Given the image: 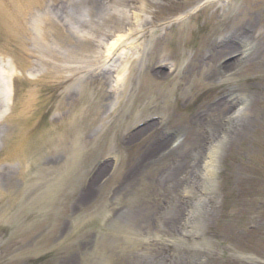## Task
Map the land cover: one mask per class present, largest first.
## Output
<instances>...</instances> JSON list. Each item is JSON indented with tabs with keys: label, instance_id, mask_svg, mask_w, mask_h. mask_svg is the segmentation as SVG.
I'll return each instance as SVG.
<instances>
[{
	"label": "rangeland",
	"instance_id": "1",
	"mask_svg": "<svg viewBox=\"0 0 264 264\" xmlns=\"http://www.w3.org/2000/svg\"><path fill=\"white\" fill-rule=\"evenodd\" d=\"M105 2L65 69L0 20V264H264V0Z\"/></svg>",
	"mask_w": 264,
	"mask_h": 264
},
{
	"label": "bare ground",
	"instance_id": "2",
	"mask_svg": "<svg viewBox=\"0 0 264 264\" xmlns=\"http://www.w3.org/2000/svg\"><path fill=\"white\" fill-rule=\"evenodd\" d=\"M43 0H10L9 5L5 8H2L0 5V20L11 24L12 32H17L18 24H19V16L21 13L27 15L30 12V9L38 7L39 13L35 15V22L33 24L32 31L29 32L32 36L34 34L35 40L38 41L39 44H43L45 50L43 51L45 54H48L52 57H56L58 61L61 62L60 65L55 64V68H63L66 66L62 65L70 59L71 53H81L79 51L88 50L92 47L93 37L95 34H98V27L101 24L100 21L103 15L111 16V19H117V15L105 13L107 11V5L105 0H64L59 3L51 4V5H43ZM4 24V23H3ZM145 30V29H144ZM58 34L59 37V46L58 49H54L50 45V37ZM232 45L219 50V53H225V50ZM119 50V46L116 43H112L107 49V55L103 58L104 62L108 59H111L114 54ZM219 53L217 51L214 52L215 56H218ZM251 53L250 55H252ZM222 55V54H221ZM220 57L222 58V56ZM224 56V55H223ZM96 62V61H95ZM219 62V61H218ZM98 63V62H96ZM94 63L93 65H95ZM164 65V64H163ZM231 66V65H230ZM96 71V70H94ZM93 72V71H92ZM222 74V66L216 68V70L211 74L212 76H216ZM152 77L156 79L167 78L168 74H162L161 71L155 70V72L150 73ZM98 77L106 78L107 73L105 69L97 73ZM60 77V76H59ZM70 93H73L72 91ZM8 101H10V91L7 92ZM233 96H230V101L222 100L223 103L220 102V105H231L233 101H235ZM19 117V113H14L12 116V121H15ZM212 122V119L211 121ZM159 122H151L144 127L138 129L135 132H131L129 134L130 138H134L136 136L141 135V132L144 129H154L157 128ZM215 124V123H213ZM226 125V124H225ZM236 123H229L227 125V131L229 130L232 133H238L239 129L236 127ZM217 130L224 129L222 123H218L214 126ZM214 128V129H215ZM237 130V131H236ZM216 133L218 131L214 130ZM221 131V130H220ZM167 133V132H166ZM165 134L159 133L156 136V140L152 143L151 148L149 149V154L151 155L156 149L163 145L164 142L167 141V136ZM213 134V132H212ZM167 137V138H166ZM178 137V136H177ZM179 138V137H178ZM177 150V149H176ZM178 152V151H177ZM192 150L190 153H193ZM189 153V154H190ZM154 161L156 158H153ZM182 165V164H181ZM181 165H179L181 167ZM178 167H174L171 169L170 173H175L178 171ZM105 165L100 167L98 171H104ZM132 174V175H131ZM136 171L130 172V178L132 180L136 177L134 176ZM3 175H6L3 173ZM96 175V174H95ZM129 177V176H128ZM11 178V177H10ZM177 212H175L176 215ZM171 218L173 220V218ZM172 223V222H171Z\"/></svg>",
	"mask_w": 264,
	"mask_h": 264
}]
</instances>
